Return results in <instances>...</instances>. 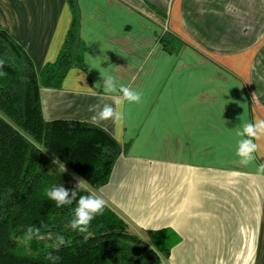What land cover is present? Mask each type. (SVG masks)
Returning <instances> with one entry per match:
<instances>
[{
    "label": "crops",
    "instance_id": "1",
    "mask_svg": "<svg viewBox=\"0 0 264 264\" xmlns=\"http://www.w3.org/2000/svg\"><path fill=\"white\" fill-rule=\"evenodd\" d=\"M76 2L83 62L41 88L44 118L94 124L89 106L112 103L101 74L142 93L119 106L120 121L94 124L122 153L109 182L86 189L147 242L167 229L164 264H264V138L253 163L235 155L240 123L264 119V0ZM72 17L67 0H0V27L38 71L56 60Z\"/></svg>",
    "mask_w": 264,
    "mask_h": 264
},
{
    "label": "trees",
    "instance_id": "2",
    "mask_svg": "<svg viewBox=\"0 0 264 264\" xmlns=\"http://www.w3.org/2000/svg\"><path fill=\"white\" fill-rule=\"evenodd\" d=\"M73 17L54 62L38 71L33 58L9 31L0 27V111L19 128L0 116V264H164L170 255L167 229L153 230L149 242L107 205L91 222L88 233L70 228L72 205L56 207L46 189L62 185L74 189L66 173L50 170L43 150L60 160L93 188L109 182L122 148L107 130L74 120L47 121L42 112L41 88H58L72 66H81L86 46L79 35L76 0H67ZM172 50L174 40L161 37ZM80 195L92 194L89 190ZM39 236L26 242L28 227ZM57 235L66 243L59 251ZM87 236V239H85Z\"/></svg>",
    "mask_w": 264,
    "mask_h": 264
},
{
    "label": "clouds",
    "instance_id": "3",
    "mask_svg": "<svg viewBox=\"0 0 264 264\" xmlns=\"http://www.w3.org/2000/svg\"><path fill=\"white\" fill-rule=\"evenodd\" d=\"M4 64L0 60V67ZM103 77V92L112 98V103H106L105 97H100L99 102L90 105L89 112L94 113L91 116V121L94 124L108 120L120 121L122 113L118 110L119 106L126 103L139 104L142 102V93L129 86L119 83L112 75H104ZM99 87V84L97 85ZM95 95V93H92ZM115 105V107L113 106ZM236 136L238 137L235 155L239 158L241 165L247 166L256 160V153L259 145L256 141L264 138V119H254L251 121L244 120L236 129ZM64 169V165H63ZM65 170V169H64ZM63 170V171H64ZM258 172L264 173V164H259ZM77 184L74 189H66L64 186L57 185L46 189V196L49 200L54 201L56 207H63L72 205L74 202L76 207L73 209V218L70 220V228L80 234L88 233L91 222L98 215H103L107 202L100 196L94 194L80 195V192L86 191V181L82 178L74 177ZM40 229L35 227H28L25 233V239H32L34 236H39ZM87 239V236H85ZM68 243L64 236L57 235L53 247L59 251ZM48 260L58 261L60 257L53 256L49 253Z\"/></svg>",
    "mask_w": 264,
    "mask_h": 264
},
{
    "label": "rangeland",
    "instance_id": "4",
    "mask_svg": "<svg viewBox=\"0 0 264 264\" xmlns=\"http://www.w3.org/2000/svg\"><path fill=\"white\" fill-rule=\"evenodd\" d=\"M0 116L1 117H3L6 121H8L10 124H12L15 128H17V129H19L20 130V128L15 124V123H13L5 114H3L1 111H0ZM44 152H45V154L49 157V159H50V163H49V168H50V170H58L57 169V163L63 168V164L60 162V161H58L53 155H51L50 153H48L46 150H43ZM57 162V163H56ZM64 169H65V171H67L68 173H70L71 174V176H73V179L70 181V183H72V184H77V180L74 178V177H79V176H77L76 174H74L69 168H67V167H65L64 166ZM80 178V177H79ZM86 187L87 188H92L87 182H86ZM21 241L22 242H26L27 241V239H25V238H22L21 239ZM164 259V258H163Z\"/></svg>",
    "mask_w": 264,
    "mask_h": 264
},
{
    "label": "water",
    "instance_id": "5",
    "mask_svg": "<svg viewBox=\"0 0 264 264\" xmlns=\"http://www.w3.org/2000/svg\"><path fill=\"white\" fill-rule=\"evenodd\" d=\"M152 261L154 262V264H158L157 261L151 256Z\"/></svg>",
    "mask_w": 264,
    "mask_h": 264
}]
</instances>
